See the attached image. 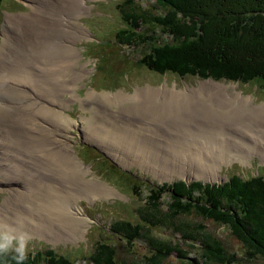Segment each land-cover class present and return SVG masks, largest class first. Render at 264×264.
<instances>
[{
	"label": "rangeland",
	"instance_id": "374dc122",
	"mask_svg": "<svg viewBox=\"0 0 264 264\" xmlns=\"http://www.w3.org/2000/svg\"><path fill=\"white\" fill-rule=\"evenodd\" d=\"M35 1L39 0H0V52L1 45L5 41L4 30L9 36L7 46L15 51L7 55V59L13 56L23 60V52L33 47L34 43L28 41L27 32L26 39H24L20 36V28H8L5 22L6 16L31 11L30 4ZM53 1L56 4L59 3L58 0ZM74 1L68 0V6ZM124 1L78 0L79 6H76V12L70 14L66 8L69 34L57 35L58 31L56 32L53 28L49 36L51 38L53 35L57 36L45 42V48L48 50L45 51L46 53H50L49 51L54 48L53 58L48 55L37 58L40 64L46 65L49 61L54 63L64 43L68 44V49L72 47L77 51L74 53V58L71 56L73 59L69 58L72 61L68 60V65H65L63 76H58L60 80H68V90L61 94V99L66 102L67 106L65 107V103L60 105L61 108L64 107L61 116H68V122L58 128L65 140L57 139L58 141L54 144L62 147L65 141L67 142L65 146L68 145L70 152L83 166L81 170L79 169L80 172L60 176L59 172L55 171L56 168L52 169L49 173L52 175L50 189H46L49 180L41 177L40 171L34 170L32 178L28 182L23 181L19 173L31 174L33 172L16 170V168L20 164H30L26 160L32 163L35 160L28 157L19 162L17 158L16 162L15 153L10 151L9 142L3 141L5 128L0 130V219L7 217L8 224L13 227H17L18 222L22 221L27 230L30 229L25 232L31 238V251L29 252L36 249H51L57 254L76 261V264H87L84 258H88L99 242H107L115 245L119 264H148L145 258L148 251L143 244L136 240L135 244L127 246L124 241L118 240L109 231V225L115 219L136 221L135 209L144 204L145 189L152 185L171 183L179 179L186 183L194 180L210 183L224 182L228 176L232 175L245 178L264 176V157L261 156L256 143L261 140L260 148L264 147V119L255 118L257 117L256 112L264 105V81L258 78L249 82H238L225 79H202L190 75L179 77L171 73H158L141 65L139 58L147 51L146 42L120 46L115 39L117 28H122L126 24L121 20V13L117 7V3ZM136 1L143 6L152 2V0ZM59 12L60 10L54 17V22L57 24H61L60 17H58ZM146 28L145 24L141 25V30ZM0 61L4 68L7 64L11 65L2 56H0ZM58 67L59 65L56 69ZM0 69L2 70V67ZM30 70L37 75L39 73L38 64H32ZM4 83L0 82V92H9ZM211 83L224 86L226 92L236 94L239 101L232 102L234 109H239L242 101L245 100L246 116L250 119V131L245 130L233 120L222 122L219 118L211 117L204 121L224 123L221 128L227 133V138L232 140L230 136H234L242 142L239 144L242 148L236 152L235 150L230 151V155L226 157H219L216 154L218 150L214 149L215 143L212 141L207 143L209 135L215 134L208 129V126L201 129L204 122L196 123L182 119L186 105L195 108L203 105L201 95L194 96L191 90L199 89L202 84L208 86ZM26 89L32 91L29 87ZM204 89L209 90L208 87L203 86L201 91L203 92ZM153 91L157 94L154 99L156 102L154 100L149 102L151 98L146 94ZM203 98H207V94H203ZM232 98L233 96L229 97V99ZM165 99H170L168 102L171 103L176 101L175 104L173 103L176 110L169 117L161 120L158 115L154 114L152 111L154 109L150 105L157 107ZM47 108L53 109L51 104ZM7 112L12 114V110H7ZM17 117L18 115L12 116L10 120ZM0 120H5L1 113ZM34 121L40 120L36 117ZM52 121L48 119L46 122ZM246 125L247 123H244V126ZM33 129L37 128H30V130ZM101 132L106 134L102 135ZM207 132L210 134H205ZM40 134L42 130L33 132L35 136ZM100 138H104L103 141L99 140ZM45 141L48 142L45 144L48 152L60 149L50 141ZM206 143L208 150L212 149L211 153H205L207 151L202 148ZM89 147L104 151L105 160L101 159L96 152L88 150ZM199 147L200 150L190 151L191 148L199 149ZM193 152L201 153L200 156L197 154L194 156L199 162L205 164L204 169L197 166L192 156ZM12 160L13 164L10 163ZM81 180L84 183H80ZM31 183L34 185L29 186ZM134 185L136 189L133 188ZM17 190L31 195L25 196L23 203L21 200L23 196H18ZM163 199L166 198L163 197ZM13 200L17 205L12 204ZM47 202L53 209L57 206L58 210H62L64 204L68 207V211L80 209L86 217L80 214H72L71 217L66 215L67 223L62 217L56 215L55 211L47 207ZM163 206L165 205H162V209ZM50 211L54 217L46 222V213ZM78 216L83 220L77 219ZM181 216L182 212L175 211L168 219L167 225L173 232L177 231V221ZM192 219L200 221L201 218ZM201 220L206 228L214 233V236L220 237L222 247H225L230 254L237 253L238 261L234 264H262L264 262L261 258L248 260L247 257H242L240 244L229 235L227 228L208 223L204 221L208 220L206 218ZM30 221L33 226H28ZM86 221L87 223L84 224ZM53 224L56 230L48 227ZM79 225L81 227H77ZM73 227H77V233H71V239H67ZM163 230L162 228L157 231L159 236ZM58 233L64 235H58ZM176 239L180 241L179 246L182 251L186 252L185 259L170 254L164 257L159 264H193L191 257L196 255V248L187 242H182L179 238Z\"/></svg>",
	"mask_w": 264,
	"mask_h": 264
},
{
	"label": "trees",
	"instance_id": "16d2710c",
	"mask_svg": "<svg viewBox=\"0 0 264 264\" xmlns=\"http://www.w3.org/2000/svg\"><path fill=\"white\" fill-rule=\"evenodd\" d=\"M117 7L126 24L117 28L115 39L120 46L146 42L147 51L139 61L148 69L179 77L264 81V0H152L145 6L125 0ZM144 24L147 28L141 30ZM93 152L105 160L100 152ZM145 193L144 204L135 209L136 221L115 219L109 231L127 246L139 239L148 251V264H159L170 254L185 259L186 252L176 238L196 248L193 264L236 263L237 253L222 247L220 237L206 228L202 218L227 228L240 244L242 257L264 260V176L232 175L213 184L179 179L149 186ZM175 211L182 216L173 232L167 222ZM162 228L159 236L157 231ZM114 247L99 242L84 260L87 264H119ZM0 264L15 261L0 256ZM24 264L76 261L51 249H36L27 253Z\"/></svg>",
	"mask_w": 264,
	"mask_h": 264
},
{
	"label": "bare ground",
	"instance_id": "6f19581e",
	"mask_svg": "<svg viewBox=\"0 0 264 264\" xmlns=\"http://www.w3.org/2000/svg\"><path fill=\"white\" fill-rule=\"evenodd\" d=\"M58 2L59 3L56 4L54 3L53 0H39V1L32 2L30 4L31 11H28L25 14H19V15L8 14L6 16V21H5L8 28L10 27L20 28L21 29L20 36L23 37L24 39H26V32H27L28 38H29L28 41L33 42L34 46L30 47L28 50L23 52V55H22L24 56L23 60L16 59L13 56L7 59L6 56L14 53L15 51L7 46V41L9 40L8 39L9 36L6 30H4L5 41H3L1 45V52H0V56H2V58H4L6 62H9L11 64L10 66L7 64L9 67L6 65L5 68L2 66V64H0V67H2V70L0 69V82H5L4 85L9 90V92H2V91L0 92V113L5 118L4 121L0 120V130H4L5 128V131H6V133L3 134V137H4L3 141L9 142L8 145L11 146L10 151L15 153L16 162H17V158L19 162L21 159H25L28 157H31L35 160V162L33 163L30 160H26L30 164H20L16 168V170H24L28 172L29 171L33 172L31 174H28L26 172L19 173V175L23 178V181L28 182L32 178L34 174V170L36 172L40 171L41 177L43 176L44 179L49 180V182L47 181L48 184L46 186V189H50L51 187L52 175H50L49 173L52 171V169L56 168L57 170L55 171L59 172L58 175L65 176V174L74 175L78 173L77 171H79V169L81 170V167H83L81 165V162L75 159V155L72 152H70V150L68 149V145L65 146L67 144L66 141L62 147H57L54 144L56 141H58L57 139L65 140L64 136L61 134V131H59L58 128L61 125H64L66 122H68V116H64V115L61 116L63 114L64 107L63 108L60 107L62 103H65V107L67 106L66 102L61 99L62 98L61 94L68 90V80L66 79L60 80L58 76L62 75L65 65H68L69 58L71 56L74 58L75 56L74 53H77V51L75 48H72V47L68 49V44L64 43L61 45V53L59 52L58 57H56V60L54 61V63L53 61L52 62L49 61L45 65L44 63L43 64L38 63V60H37V58L39 57L41 58V56L45 57L46 55L53 58V54L55 53V50L53 48V50L49 51L50 53H46L45 51H48V50L45 48V42L51 41V39L55 38L57 35H62V34L68 35L69 34L68 33V26H69L68 13L72 14V12H76L77 10L76 6H79L78 0H75L69 6H68V0H58ZM66 8H68V13H67ZM59 10L60 12L58 14V17H60L59 22L61 24H57V22H54V19H55L54 17ZM53 28H55V31L56 32L58 31V32L56 33L57 34L56 36L53 35V37L51 38L49 35H50V32L53 30ZM68 53L70 54L69 56H68ZM15 56H19V55H15ZM72 57L71 59H73ZM69 61H72V60H69ZM22 62H24V64ZM29 62H31V64H29ZM34 63L38 64L39 73L37 75L32 73L30 70V66ZM58 65L59 67L58 69H56ZM203 86L208 87L209 90L204 89L202 92L201 88ZM27 87L31 88L32 91H28L26 89ZM155 91L146 94L148 97L151 98L149 102H153V100L156 99L157 94L154 93ZM191 93H193L194 96H197V97L201 95L202 97L200 96V99L203 105L200 107H196V108L186 105L184 108V113L182 117L183 120L190 121V122H196V123L204 122L205 120H208L211 117H214L217 119L219 118V120L222 122L225 120H229V121L233 120L235 121V123L240 124L245 130L250 131L249 130L251 128L250 123H249L250 119H248V117L246 116L247 108L245 109L246 101L245 100L242 101V105L239 107V109L237 110L234 109L232 106V102L239 101V99L238 97H236V94L233 95V93H231L232 94L231 95L230 92H226V89L224 86H221V85L216 86L215 83L213 84L211 83L208 86L207 84L206 85L202 84L201 86H199V89L198 88L192 89ZM203 94H207V98H203ZM232 96L233 98L229 99V97H232ZM169 100L170 99H165V101H163V103L158 104L157 107H152L150 105V107L154 109L152 110L154 114L158 115L159 119L161 120H164L166 117H169V115L176 110L175 105H174L176 101H172L171 103V102H168ZM154 101L156 102V100ZM50 104L52 105L53 109L47 108ZM7 110H12V114H9ZM256 114H257V117L255 118L264 119V105L260 107V110L257 111ZM17 115L18 117L16 119L10 120L12 116H17ZM36 117H38L40 121H37V122L34 121ZM48 119H52L53 121L48 123L46 122ZM44 123H47L48 125H45ZM244 123H247V125L244 126ZM222 124L220 122L209 123L206 121L203 123L201 129H204L205 127L208 126V129L212 131L216 136L211 135L208 132L205 133V134H210L208 137L207 143L209 141H212L213 143H215L216 146L214 147V149L218 150L216 154L219 157H226L230 155V151L235 150L234 152H236L237 150L242 148V146L239 145L242 142H240V140H237L234 136H230V135L229 136L232 138V140L228 139L227 133L223 132L221 128ZM218 127L219 129L217 130ZM30 128H37V129L30 130ZM170 128L171 127H169V129ZM35 130L36 131L42 130V134L37 135V136L33 135V132H35ZM104 130L105 128H103V131ZM117 131H118V128H117ZM104 132H101V134L105 135L106 133ZM255 136L253 137L256 138ZM44 139L47 141H50L54 146L60 149H56V150H52L48 152L47 151L48 148L45 146V144H47L48 142H46ZM103 139L104 138H100L99 140L103 141ZM207 143L203 144L202 148L207 151L205 153H211L210 150L212 149L208 150ZM256 143H257V148L261 151V156L264 157V147L260 148V143L262 145V141L258 140L256 141ZM217 145L221 147L218 148ZM199 146L201 147L202 145H199ZM200 147L199 149L191 148L190 151L200 150ZM194 154H197L198 156H200L201 153L193 152L192 156H194ZM155 158L156 157H154V159ZM193 158L196 160V164L199 168L201 169L205 168V164H202L201 162H199V160L195 156ZM10 163L13 164V160L10 161ZM79 182L84 183L82 180ZM33 185L34 183L29 184V186H33ZM152 186L154 187L157 185H152ZM95 188L96 187H94V189ZM25 190L26 189H24V191ZM17 191H18V196H23L21 197V200L23 201V203L25 202L24 197L31 195V194L30 195L26 194L27 192L24 193L20 190H17ZM90 192L92 193V191ZM19 200L20 199L18 198L17 201L19 202ZM7 203H12V202H7ZM12 204L17 205V203L14 200ZM47 207L55 211V214L62 217L63 220L67 223L68 221H67L66 215L69 217H71L72 214L83 215L80 209H73V211H68V207L66 206V204H64V206L62 205V210H58L57 206L55 209H53L50 203L48 202H47ZM79 216L77 217V219H80L82 221L83 220L82 217H79ZM51 217H54L51 211L46 213V222L49 221ZM5 223L8 224V218L2 217V219H0V224H5ZM86 223L87 221L84 224ZM84 224L82 226H84ZM28 226H33L31 221L29 222ZM48 227L51 230H56V226L54 224L48 225ZM77 227H81V225ZM77 227L72 228V230L68 234L67 239H71V233H77V230H78ZM14 228L17 229L19 232H24V233L26 231H30L29 228L27 230L26 226L22 223V221H19L17 224V227H14ZM45 230H46V227H45ZM46 231H43V232H46ZM58 235H64V234L58 233ZM51 238L53 237L51 236ZM137 241L139 242V239H137Z\"/></svg>",
	"mask_w": 264,
	"mask_h": 264
},
{
	"label": "clouds",
	"instance_id": "9594fccd",
	"mask_svg": "<svg viewBox=\"0 0 264 264\" xmlns=\"http://www.w3.org/2000/svg\"><path fill=\"white\" fill-rule=\"evenodd\" d=\"M30 237L17 232L10 224H0V256H10L15 264H24L27 252L31 251Z\"/></svg>",
	"mask_w": 264,
	"mask_h": 264
},
{
	"label": "water",
	"instance_id": "95a60500",
	"mask_svg": "<svg viewBox=\"0 0 264 264\" xmlns=\"http://www.w3.org/2000/svg\"><path fill=\"white\" fill-rule=\"evenodd\" d=\"M188 183V182H187ZM214 182H210V184H213Z\"/></svg>",
	"mask_w": 264,
	"mask_h": 264
}]
</instances>
